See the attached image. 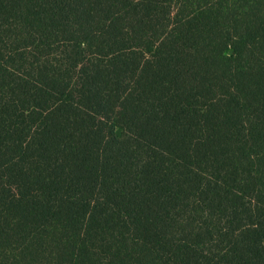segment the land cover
<instances>
[{"label": "trees", "instance_id": "16d2710c", "mask_svg": "<svg viewBox=\"0 0 264 264\" xmlns=\"http://www.w3.org/2000/svg\"><path fill=\"white\" fill-rule=\"evenodd\" d=\"M0 264H264V0H0Z\"/></svg>", "mask_w": 264, "mask_h": 264}]
</instances>
